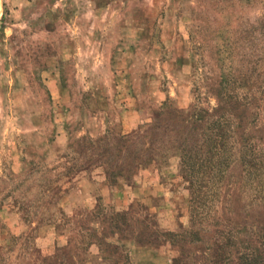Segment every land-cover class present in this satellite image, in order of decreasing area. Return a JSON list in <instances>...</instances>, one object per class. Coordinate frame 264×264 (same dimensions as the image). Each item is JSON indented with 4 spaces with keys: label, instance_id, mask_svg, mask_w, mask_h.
Returning <instances> with one entry per match:
<instances>
[{
    "label": "rangeland",
    "instance_id": "rangeland-1",
    "mask_svg": "<svg viewBox=\"0 0 264 264\" xmlns=\"http://www.w3.org/2000/svg\"><path fill=\"white\" fill-rule=\"evenodd\" d=\"M0 264H264V0H0Z\"/></svg>",
    "mask_w": 264,
    "mask_h": 264
}]
</instances>
